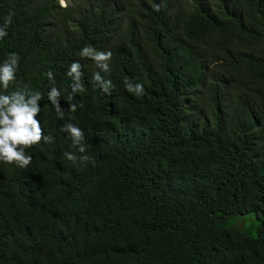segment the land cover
I'll return each instance as SVG.
<instances>
[{
    "label": "trees",
    "instance_id": "obj_1",
    "mask_svg": "<svg viewBox=\"0 0 264 264\" xmlns=\"http://www.w3.org/2000/svg\"><path fill=\"white\" fill-rule=\"evenodd\" d=\"M66 3L0 0V63L19 54L16 83L42 93L53 138L27 168L0 161V264H264V0ZM88 45L112 50L110 72L80 56Z\"/></svg>",
    "mask_w": 264,
    "mask_h": 264
},
{
    "label": "clouds",
    "instance_id": "obj_2",
    "mask_svg": "<svg viewBox=\"0 0 264 264\" xmlns=\"http://www.w3.org/2000/svg\"><path fill=\"white\" fill-rule=\"evenodd\" d=\"M61 7H67L66 0H59ZM159 10L158 5H153ZM12 13L6 17L3 24H0V39L8 35L7 28L12 23ZM80 56L92 59L96 66L103 72H110V61L113 58L111 49L98 50L88 45L80 50ZM20 56L16 52L10 53L6 59L0 63V161L4 163H15L19 168H27L33 157L27 153V149L39 143L51 142L52 137L45 135L41 122L37 119L40 111V101L43 95L39 91L33 92L28 85L17 84L16 73L19 69ZM79 61H73L68 70V76L72 78V93H82L84 91L83 71ZM52 86L48 92V99L52 103L61 119L64 118L65 109L61 107L60 97L61 91L54 85V73L49 70L46 73ZM93 81L101 88L103 93L111 94L115 87L111 79H105L100 71L93 74ZM10 85L15 88L10 90ZM126 90L137 97L145 94L144 84L141 82H132L128 79L124 80ZM77 106L70 105V111L75 112ZM61 130L68 134L71 139L73 148H77L80 153L86 152L84 144L85 134L81 127L77 124L68 122L62 125ZM64 156L67 160L76 162L87 161V155L77 156L74 152H66Z\"/></svg>",
    "mask_w": 264,
    "mask_h": 264
}]
</instances>
